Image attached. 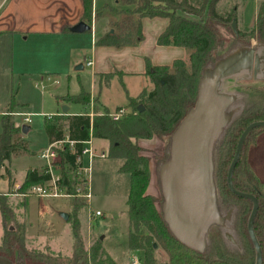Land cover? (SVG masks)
Instances as JSON below:
<instances>
[{"label":"rangeland","instance_id":"1","mask_svg":"<svg viewBox=\"0 0 264 264\" xmlns=\"http://www.w3.org/2000/svg\"><path fill=\"white\" fill-rule=\"evenodd\" d=\"M262 1L264 0H219L216 11L221 16H225L228 11L237 6L234 30L231 26L233 21L230 24L221 23L204 16L205 23L215 36L210 58L212 62L215 63L238 48L258 49L261 48V45L264 46L262 31L255 29L256 10ZM126 9L127 5L123 0H117V3H108L107 8L100 7L98 9V19L103 15L111 14L110 20L106 17L104 19L108 20L105 22V30L110 29L118 32L116 24L123 27L125 23L129 22V17L121 13ZM235 33H238V37L235 36ZM89 39L90 35L87 33L79 42L86 48L85 53H90ZM21 41L20 37L15 38L13 55L10 43L7 45L5 41H0V113L6 112L10 100L13 98L14 109L33 114L30 116L31 129L26 138L29 141L30 149L36 152L41 147L47 146V138L43 129V115L41 114L53 115L56 111H61V106L64 105L60 99L61 96H76L81 89L88 92L93 75L91 69L87 67H84L83 70H74L76 66L71 67L70 57L66 54V43L57 41L54 43L56 47L57 44L62 45L57 55L58 64L54 67H46L42 71L49 72L58 83L47 82L45 87L41 89L39 86H35V83L41 80L39 72L30 75L19 73V71H25L23 57L22 55L19 56L24 51V43ZM2 43L3 45H1ZM46 45L48 44L44 43V49ZM47 49L49 50L50 47ZM184 51L185 58L188 52L186 49ZM42 55L43 58L51 56L49 52H44ZM39 69L37 68V70ZM253 74L252 68L250 71L247 68H241L225 78L219 89L221 92L234 96L235 99L228 107L229 122L213 150V177L217 192L218 211L223 222L212 226L213 228L210 229V239L202 251V256L206 259H224L235 264H254V250L246 230L251 203L225 189L227 168L233 157L235 143L238 139L235 134L239 120L242 117H254L255 121L264 120V75L254 77ZM144 88H152V84L146 75L116 74L110 80L109 86H102L100 100L103 105L110 109V112H114L117 107L125 108L128 98H134ZM70 105L71 112L83 109L81 104L72 103ZM126 110L127 113L130 112L129 109ZM95 111L101 113L98 112L97 108ZM17 118L21 119L22 116ZM22 136L23 134L20 133V137L23 139ZM232 140H234V146ZM139 147L140 154L148 158L150 183L147 192L155 198V205L159 210L162 197L158 181V168L168 158L169 141L165 136L155 135L152 139L140 140ZM61 148L63 149V145ZM101 161L96 160L93 166L90 200L92 207H98L105 213L104 217L90 221L89 208L82 202L84 199L26 197L27 201L30 199L26 218L20 217L17 220L25 222L24 238L27 250L40 252L52 259L57 258L61 264H66L68 260L72 259L71 223L61 220L59 216V211H68L69 209L71 211L72 209L75 211L74 215L77 216L80 224L78 235L83 246L78 264L85 260V253L89 260L92 243L100 236H104V241L102 240L104 253L117 264H129L132 257L139 259L142 256L140 251H131L126 247L127 207L125 199L128 193L129 176L117 168L120 163L119 160H112L107 157L102 164H99ZM24 162L35 167L44 163L38 157L11 160L12 167ZM238 162L239 165L234 170L235 175L233 173V184L235 183L237 188L243 191L255 190L257 193L255 196L261 200L254 229L261 243L262 264H264V195H261L255 187L259 178L264 182V128H256L249 133ZM6 169L4 167V174L8 173V169ZM18 186L20 187L12 186L7 191L9 202H13V204L19 203L20 199L23 198V196L10 195L11 193H9L23 192L21 184ZM13 207H17V205L14 204ZM21 211V206L17 207L16 215H20ZM48 222H52L55 226ZM2 231L0 224V244ZM12 244V246L16 245L15 242ZM154 244L156 262L158 264L166 263L168 257L162 241L155 239ZM12 249L15 253H19L25 260V264H56L55 261L46 263L40 260H31L27 253L20 252L15 247ZM15 257L13 255L12 259Z\"/></svg>","mask_w":264,"mask_h":264},{"label":"trees","instance_id":"2","mask_svg":"<svg viewBox=\"0 0 264 264\" xmlns=\"http://www.w3.org/2000/svg\"><path fill=\"white\" fill-rule=\"evenodd\" d=\"M123 2L127 5V9L121 13L129 17V22L123 23V27L115 23L118 32H106L96 41V45L118 48L135 45L143 40L141 20L158 17L167 19L168 23L158 35L156 44L182 47L187 50V57L174 60L170 65L153 66L147 62L145 74L152 84V89H143L135 98H128L125 108L130 112L118 120H112L108 109H104L102 114L95 115L92 123L87 115L45 116L43 127L48 142L51 144L62 141L65 131L68 140L75 142L74 152L69 150L68 145H64L63 149L59 150L63 168H65L64 163L74 164L75 156L81 149V142L88 139L90 132L94 138L108 142L106 154L108 158L123 160L119 171L129 175V189L125 199L126 247L128 250L142 253L139 258L142 264H158L154 257L155 239L162 241L167 253L168 260L164 264H235L224 259H206L201 253L186 247L171 235L163 221L161 210L155 205V198L147 192L150 183L148 158L140 154L139 141L159 135L167 137L170 142L172 132L195 102L203 71L214 65L210 58L215 36L205 23L204 16L230 24L236 20L237 6L225 16H221L216 11L219 0H123ZM82 4L84 21L90 24L92 0H82ZM98 16L97 11L95 18ZM255 29H260L264 35V3L258 7ZM235 36L238 37V33H235ZM109 75H105V78ZM89 98V93L85 91H81L76 96L60 97L63 102L81 105H87ZM13 103L11 98L0 120V179L3 177L1 171L5 162L12 157L31 154L27 142L20 137V128L15 126L11 117ZM138 106H142L143 109L139 111ZM120 109L118 107L115 111ZM253 120L255 121L254 117H242L238 122L235 137L239 138L244 128ZM232 144L234 146V140ZM238 165L239 162L236 168ZM47 180L49 176L46 173H39L35 169L28 170L21 184L22 190L25 192L30 186L43 184ZM68 180L67 170L63 171L61 184L63 186L67 184L68 191H73L76 183ZM234 186L237 188L235 183ZM255 187L261 195H264V182L257 181ZM225 189L229 191L226 184ZM250 191L254 195L257 194L255 190ZM258 201L261 207V200ZM26 203V197L21 198L19 203H14L22 209L20 215H16L17 207H13V202H9L6 194L0 193V217L3 230L0 257H6L11 261L22 258L19 253L13 251L12 248L15 247L16 250L27 253L31 260L46 263L55 261L56 264H61L57 258L52 259L40 252L25 248V222L17 219L25 217ZM74 213L75 211L71 209L68 218L71 222L73 253L72 259L66 264H78L80 254L83 252L82 241L78 235L80 224ZM12 242L16 245L12 246ZM102 242L101 236L95 239L89 252V260L85 253V260L80 264H117L106 256ZM13 255L16 256L15 259H12Z\"/></svg>","mask_w":264,"mask_h":264},{"label":"crops","instance_id":"3","mask_svg":"<svg viewBox=\"0 0 264 264\" xmlns=\"http://www.w3.org/2000/svg\"><path fill=\"white\" fill-rule=\"evenodd\" d=\"M111 2L117 3V0H92V17H91V23L88 24L84 21L83 18L82 0H0V41H5L6 42L5 44L7 45L8 43H10L12 55L15 44V38L20 37L22 39L21 42L24 43L23 44L24 51H22L19 56L22 55L23 57L25 71H19V73L21 72L23 74L30 75L39 72V76L41 80H43V78L47 76H50L52 78L49 72L42 70L46 67L48 68L51 66L54 67V65L58 64L57 55L59 53V50H61L62 45L57 44L56 47L54 43H57V41L66 43V54L67 56L69 55L70 57L69 63L71 64V67L74 65L75 66L82 65L81 70H83L84 67L91 69V74L93 75V77L91 79L90 90L88 91L90 96L89 103L87 105H81L83 106L82 110L77 112H71L70 104L72 103H68V102L66 103L62 101L63 104L68 107V112L64 114L62 113V111H56V113L53 115H44L40 113L41 115H43V120L45 116L48 117L55 115L89 116L90 114H93L92 117H89L90 122L92 123L93 117L95 115L102 114L104 109H108L110 111L108 107H106L101 103L100 91L102 86H109L110 80L114 78L116 74L131 73V74L145 76L146 75L145 72L147 70L146 67L147 62L153 66H162V65H170L174 60L186 58V57L184 58L185 51L184 48L182 47H175L170 45L158 46L156 44V39L158 35L165 29L168 23L167 19L165 18H158V17L143 18L141 20L143 40L135 45L123 46L119 48L114 46L96 45V41L103 34H105L106 32L113 33L114 31L110 29L105 30V22L110 20L109 16L111 14L103 15L99 19L95 18V13L99 11L98 9L100 7L107 8L108 3ZM261 3H264V1H262ZM257 10H256V14H257ZM105 17L108 18V20H104ZM80 21H83L86 24L90 25L91 29L83 33H72L70 31V28ZM87 33H89L90 35V39L88 43L90 53H85L86 48H84L83 45L79 43L81 42L82 37L85 36ZM44 43L48 44L45 46V49H44ZM1 45H3V43ZM48 47H50L49 50L47 49ZM44 52H49L51 56L43 58L42 53ZM87 60L92 61L91 66H87L86 64ZM37 68L40 69L37 70ZM108 74H110L109 77L105 78V75ZM48 82L54 84L51 81ZM38 83H35V86H39ZM46 83L47 81L45 82V84ZM146 90H150V89H146ZM81 91H85V90L81 89ZM96 108L99 110L98 112L101 113H97L95 111ZM3 112L4 111L0 113V120L2 114H4ZM25 114H29V118L31 115H33L29 112H23V111L19 112L15 108L11 113V117L13 119V122L15 123V126L20 128L21 134H23L22 137L27 142L28 150L31 152V154L12 157L9 161L5 162L4 167L8 169V173L4 174L3 172L4 167H3L1 171L3 177L0 179V193H4L6 195H7V191L11 186H16L23 183L26 172L28 170L35 169L39 173L41 172L45 173V169L47 167V164L38 157V153L41 150L47 148L50 143L48 142L47 139L46 147H41L36 152L30 149L29 141L27 140L26 136L31 129L30 128L31 118H30V123H24ZM18 116H22V118L18 119L17 118ZM23 125L28 126V130L26 133H22L21 127ZM65 139H68L67 131L64 132L63 140ZM65 145H68L69 150L71 152H74V145L70 146L68 143H66ZM92 145L95 148V150L99 152L106 153L108 150V142L106 140L97 139L94 138L93 136H92ZM23 157H27V158L38 157L44 163H42V165L38 167H35L29 164L28 162H24L21 165L18 164L16 167L15 166L12 167L11 164L12 159H18ZM106 158L107 156L105 158L96 159V160H102L99 163L102 164ZM109 159L115 160L113 158H109ZM96 160L92 162V166H91L90 192H91V181L93 177V166ZM116 160L120 161L117 167L119 169L120 166L123 164V160L122 159H116ZM64 165L65 168H63L62 160L58 151V157L56 158L53 164V168H54L53 173L62 175L63 171L67 170L68 177H72L69 176L70 172L68 170V168H70V166L72 165L65 163ZM259 181H261L260 178ZM9 193H11L10 195H15L12 192ZM29 200L30 199H28L26 203L24 218H26ZM86 201L83 200L82 202L84 203V205L86 204L88 208L92 210L93 209L100 210L98 207L91 206V200L87 202ZM60 212L67 213L69 218V214L71 211L69 209L68 211H59V213ZM101 212L103 215L100 218H103L105 213L102 210ZM61 220L63 219L61 218ZM65 222H70V221H68L67 219ZM48 223H51L53 225L52 222H48ZM0 224H1V217H0ZM101 238L104 241V236H101ZM129 264H131V261Z\"/></svg>","mask_w":264,"mask_h":264},{"label":"water","instance_id":"4","mask_svg":"<svg viewBox=\"0 0 264 264\" xmlns=\"http://www.w3.org/2000/svg\"><path fill=\"white\" fill-rule=\"evenodd\" d=\"M232 29H235L233 21ZM91 29L83 21L70 28L72 33ZM254 48H238L206 68L198 83L194 104L188 109L170 136L168 158L158 168V181L162 203L160 210L171 235L186 247L202 253L206 246V234L210 226L219 225L223 218L218 211L216 187L213 177V150L221 133L229 122L228 107L235 97L221 92L222 81L241 68H252L256 73L264 66L263 59ZM81 70L82 65L75 67ZM139 111L143 109L139 106ZM62 113L68 107L61 106ZM256 128H264V120L249 123L241 132L233 157L226 172L228 190L239 198L250 201L246 230L254 250V264H262V248L254 229L259 210L257 197L238 190L233 184V173L240 159L244 142ZM26 133L28 126L21 127ZM63 220L68 214L60 212ZM155 247V244H154ZM0 264H25L22 258L11 261L0 257Z\"/></svg>","mask_w":264,"mask_h":264},{"label":"built area","instance_id":"5","mask_svg":"<svg viewBox=\"0 0 264 264\" xmlns=\"http://www.w3.org/2000/svg\"><path fill=\"white\" fill-rule=\"evenodd\" d=\"M87 66L92 65L91 60H87ZM51 81L54 84H57L58 81L56 79H52L50 76H47L41 80L38 85L41 89L45 87V82ZM124 114H127V110L125 108H121L118 111L110 112V117L112 120L120 119ZM93 114H90L89 117H92ZM24 123H30L29 114L24 115ZM68 143L70 146L74 145V141H69L68 139L57 141L48 145L47 148L41 150L38 153V157L43 160L47 167L45 169V173L49 176V180H47L43 184H35L26 189L25 192H14L15 195L23 196V197H34V198H77L84 199L89 201L91 198L90 192V172L92 162L96 159H102L106 157L104 152L96 151L92 145V134L90 132L87 140L81 143V149L79 153L75 156L74 164L68 168L70 175L68 181H74L76 184L74 185L73 191H68L67 184L63 186L61 184V175L53 173V164L58 157V151L62 149V145L64 146ZM20 186L16 185V188ZM101 210H94L89 208V220L94 221L102 217ZM131 264H142L138 258H132Z\"/></svg>","mask_w":264,"mask_h":264},{"label":"flooded vegetation","instance_id":"6","mask_svg":"<svg viewBox=\"0 0 264 264\" xmlns=\"http://www.w3.org/2000/svg\"><path fill=\"white\" fill-rule=\"evenodd\" d=\"M255 49V53H258L259 55V57H260V59L261 58H263V56H264V46H262L261 45V48H254ZM254 75V77H256L257 75H260V76H263L264 75V66L260 69V70H258L256 73H254L253 74ZM263 78V77H262ZM238 140V139H237ZM236 146V145H235ZM234 154V153H233ZM243 192H249V193H252L251 191H243ZM252 194H254V193H252ZM216 197H217V192H216ZM244 199V198H243ZM247 200V199H246ZM250 202V201H249ZM259 202V201H258ZM217 203H218V201H217ZM222 205V204H221ZM225 206V205H224ZM213 227H214V225H212ZM212 226H210V228L208 229V231H207V234H206V240L208 241V239H210V235H209V232H210V229H211V227ZM212 227V228H213ZM202 254V253H201Z\"/></svg>","mask_w":264,"mask_h":264}]
</instances>
